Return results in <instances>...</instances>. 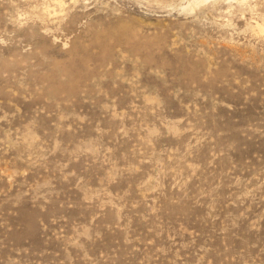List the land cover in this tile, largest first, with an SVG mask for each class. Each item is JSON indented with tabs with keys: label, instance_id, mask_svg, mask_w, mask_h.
<instances>
[{
	"label": "rangeland",
	"instance_id": "1",
	"mask_svg": "<svg viewBox=\"0 0 264 264\" xmlns=\"http://www.w3.org/2000/svg\"><path fill=\"white\" fill-rule=\"evenodd\" d=\"M0 264H264V0H0Z\"/></svg>",
	"mask_w": 264,
	"mask_h": 264
}]
</instances>
